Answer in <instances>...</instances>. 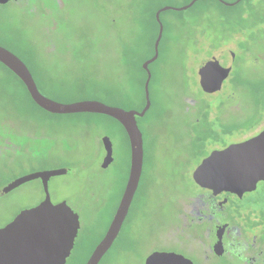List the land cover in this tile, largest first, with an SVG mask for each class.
Returning <instances> with one entry per match:
<instances>
[{
    "label": "rangeland",
    "instance_id": "1",
    "mask_svg": "<svg viewBox=\"0 0 264 264\" xmlns=\"http://www.w3.org/2000/svg\"><path fill=\"white\" fill-rule=\"evenodd\" d=\"M191 1H11L0 5V45L20 57L41 92L58 102L98 100L139 110L141 64L153 54L152 13ZM252 4L253 10L248 1L226 6L217 0H199L188 9L160 14L164 32L159 57L150 65L156 76L149 89L152 105L138 120L144 148L142 174L121 230L99 264H143L152 251L176 250L169 237L180 235L179 202L196 190L189 171L204 153L197 138L212 131L214 141L222 144L225 136L239 138L237 134L262 119L264 24L253 25L248 15L264 14V2ZM219 51L232 52L231 71L221 90L208 95L201 91L197 69L203 58ZM187 87L193 104L184 111ZM209 110L212 120L205 122L203 112ZM103 137L111 143L112 157L105 168ZM0 147H8L0 166H12V171L0 174V184L33 170H66L51 176L50 199L65 200L79 217L78 234L65 264H85L104 236L127 181L130 149L123 127L101 114L44 111L0 63ZM258 190L263 194L260 186ZM42 198L39 180L28 181L0 199V217H11L20 204Z\"/></svg>",
    "mask_w": 264,
    "mask_h": 264
},
{
    "label": "water",
    "instance_id": "2",
    "mask_svg": "<svg viewBox=\"0 0 264 264\" xmlns=\"http://www.w3.org/2000/svg\"><path fill=\"white\" fill-rule=\"evenodd\" d=\"M11 1L0 0V5ZM196 1L179 8L163 6L154 13L158 32L153 44V55L142 62L141 68L146 77L143 84L145 103L141 110L124 109L108 105L98 100H83L62 103L43 95L24 61L15 53L0 45V63L10 70L25 86L31 100L41 109L51 114L93 113L101 114L116 120L126 132L130 164L127 181L114 216L102 239L93 249L85 264H99L103 256L116 240L128 215L133 196L138 188L143 169L144 148L143 135L137 125V117H143L151 106L149 84L151 71L149 65L159 55V44L162 39L163 25L160 14L167 10H185ZM232 6L241 0L226 2ZM220 63H219V61ZM233 62L232 52L219 51L210 57L203 58L197 69L201 88L209 93L221 89L228 77ZM105 156L102 167L112 160L111 143L107 137L102 138ZM65 169H54L35 172L23 176L7 189L29 179L41 177L46 180L53 175L65 173ZM193 180L202 187L212 190L244 191L253 189L260 181L264 182V123L254 132L246 135L239 142L232 143L223 149L213 150L192 172ZM38 205L22 210L4 227L0 228V264H65L73 247L80 227L78 214L65 201L53 204L47 192ZM143 264H193L183 255L168 251H152Z\"/></svg>",
    "mask_w": 264,
    "mask_h": 264
},
{
    "label": "flooded vegetation",
    "instance_id": "3",
    "mask_svg": "<svg viewBox=\"0 0 264 264\" xmlns=\"http://www.w3.org/2000/svg\"><path fill=\"white\" fill-rule=\"evenodd\" d=\"M23 1L25 0H19L16 1V3L19 4ZM149 45L151 44L149 43ZM152 49L154 53L153 45ZM151 75L153 76L152 71ZM35 83L38 87L37 81H35ZM186 86H189L188 83L186 84ZM39 91L41 92L40 89ZM201 91L208 95L215 93L206 92L202 88ZM189 95V87H187L186 94L182 96L184 111H188L189 106L191 107L193 104V100ZM213 112L216 114L220 111L214 110ZM209 113L210 110L203 112L205 122H210L212 120V118L209 117ZM262 115L263 117L260 122L252 126L251 129H248L246 132L243 133L241 132V134H237L236 136L241 135L239 138L234 139V135H228L227 137L225 136V140L224 142H222V144L219 143L217 140L214 141V138L211 135L212 131L209 133L210 135H205L202 139L198 137L197 139L200 140L199 146L201 147V149H203L204 153L199 157V162L197 163V165L200 164V162L205 157H207L213 150L223 149L232 143L241 141L243 139L241 138L243 135L254 130L260 123H262L264 119V110ZM139 118L142 117L136 118L137 125ZM214 118L215 115L213 114V119ZM198 120L199 117L195 118V122H197ZM208 140L212 141L208 142ZM7 149L8 147H0V161L2 159L3 151ZM196 166H193L189 171V177L195 185L196 190L193 193L191 192L183 196L179 202V218L182 223L179 229L180 235H171L169 237V241L177 244V248L176 250L167 251L183 255L184 257L189 259L193 264H264V182H258L256 186L250 190L238 192L229 190L215 191L207 187H202L193 180L192 172L196 168ZM48 170L52 169L29 171L24 174L14 176L7 182L0 184V199L6 195L13 193L21 185L33 179L39 180L43 191V198L39 201L34 203L20 204V206H18L16 210V213L13 216L10 217L8 215H4L3 217H0V228L4 227L9 222H11L15 218V216L19 214L22 210L32 208L38 205L41 201H43L46 197L45 185L47 186V192L50 199L49 181L51 176L48 177L46 180L41 177H37L19 183L13 186L12 188L7 189V187L15 180L23 176L35 172H42ZM7 171H12V166L9 165V163L0 166V174H5ZM259 186L262 188L261 191H263V194H260V190H258ZM135 194L133 196L131 205L133 203Z\"/></svg>",
    "mask_w": 264,
    "mask_h": 264
},
{
    "label": "trees",
    "instance_id": "4",
    "mask_svg": "<svg viewBox=\"0 0 264 264\" xmlns=\"http://www.w3.org/2000/svg\"><path fill=\"white\" fill-rule=\"evenodd\" d=\"M218 1V0H217ZM243 1H248V3H249V7H250V9L251 10H253V8H254V5L252 4L253 3V1L254 0H241L239 3H242ZM262 2H264V0H261ZM238 3V4H239ZM154 13H155V11H154ZM154 13H152V17H153V23H154V26H155V28H156V30H155V32H154V34H152V36L150 37V39H151V42H150V44H154V41H155V39H156V36H157V28H158V25H157V23H156V21H155V18H154ZM254 12H252V13H249V15H248V18H253V25H258L260 28L262 27V25L264 24V14H260V15H258V16H256V17H254V15L255 14H253ZM228 40V39H227ZM156 62V61H155ZM155 62H153L151 65H153ZM4 66V65H3ZM29 70H30V72H31V74H32V76H33V78H34V80L35 81H37L36 80V78H35V76H34V74H33V72H32V70L29 68ZM141 70H142V72H143V75H144V78H143V81H142V96H143V103H142V107L144 106V102H145V98H144V89H143V84H144V80H145V77H146V73H145V71L141 68ZM156 77V76H155ZM154 77V75L152 76V79H151V82H152V80H153V78H155ZM186 81V84L188 83V80H185ZM150 82V83H151ZM151 85V84H150ZM28 95V94H27ZM30 98V97H29ZM31 99V98H30ZM142 109V108H141ZM140 110V109H139ZM143 118V117H142ZM142 118H139V119H142ZM112 247V246H111Z\"/></svg>",
    "mask_w": 264,
    "mask_h": 264
}]
</instances>
